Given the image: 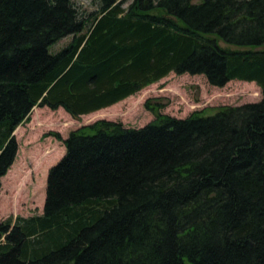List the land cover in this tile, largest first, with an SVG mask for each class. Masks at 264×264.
I'll return each instance as SVG.
<instances>
[{"label":"trees","instance_id":"trees-1","mask_svg":"<svg viewBox=\"0 0 264 264\" xmlns=\"http://www.w3.org/2000/svg\"><path fill=\"white\" fill-rule=\"evenodd\" d=\"M82 13L0 0V185L34 106L77 118L170 72L253 81L261 99L71 130L42 212L0 221V264H264V0H98Z\"/></svg>","mask_w":264,"mask_h":264},{"label":"rangeland","instance_id":"rangeland-1","mask_svg":"<svg viewBox=\"0 0 264 264\" xmlns=\"http://www.w3.org/2000/svg\"><path fill=\"white\" fill-rule=\"evenodd\" d=\"M82 16L96 10L98 0H73ZM127 6L131 0H122ZM71 40L68 35L50 46L55 52ZM261 99V89L253 81L233 79L213 86L202 74L170 72L138 92L107 107L72 117L63 108L34 106L29 118L13 134L18 142L16 158L1 177L0 221L9 216L40 214L45 199L49 168L64 154L63 139L71 130L98 119L143 126L157 113L186 117L193 111L213 113L226 105H239ZM146 102L153 107L149 109Z\"/></svg>","mask_w":264,"mask_h":264}]
</instances>
